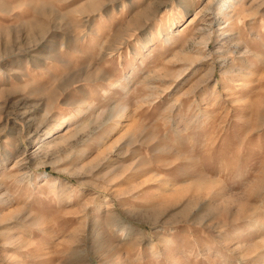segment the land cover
I'll use <instances>...</instances> for the list:
<instances>
[{"label":"rangeland","instance_id":"374dc122","mask_svg":"<svg viewBox=\"0 0 264 264\" xmlns=\"http://www.w3.org/2000/svg\"><path fill=\"white\" fill-rule=\"evenodd\" d=\"M0 264H264V0H0Z\"/></svg>","mask_w":264,"mask_h":264}]
</instances>
